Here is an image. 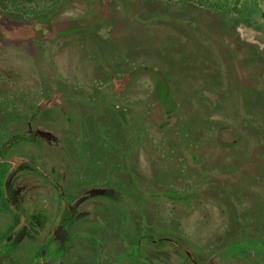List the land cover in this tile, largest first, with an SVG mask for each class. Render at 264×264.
Returning <instances> with one entry per match:
<instances>
[{"label":"rangeland","instance_id":"obj_1","mask_svg":"<svg viewBox=\"0 0 264 264\" xmlns=\"http://www.w3.org/2000/svg\"><path fill=\"white\" fill-rule=\"evenodd\" d=\"M19 64L21 85L43 79L44 92L72 96L50 98L70 114L24 117L19 131L36 133L24 142L29 153L50 148L43 138L69 137L72 174L91 179L79 192L103 188L81 209L119 205L117 234L126 237L114 250L146 232L189 245L200 238L203 259L243 224L264 225V0H0V77L6 69L14 79L0 80V93L11 105ZM64 73L68 90L56 83ZM7 103L0 121L10 133L17 114H6ZM231 250L222 264H257L255 240ZM159 251L167 264L181 257Z\"/></svg>","mask_w":264,"mask_h":264},{"label":"flooded vegetation","instance_id":"obj_2","mask_svg":"<svg viewBox=\"0 0 264 264\" xmlns=\"http://www.w3.org/2000/svg\"><path fill=\"white\" fill-rule=\"evenodd\" d=\"M51 65L56 67L57 64ZM5 70L3 69L0 80L13 81V76ZM23 70L19 64L16 89L10 92L12 105L4 100V92L0 93V98L4 101L0 99V112L5 113L7 103L11 113L6 114H17L15 132L9 133L4 127L5 120L0 121V264H161L156 262L157 258L162 260V264H167L165 256L159 251L164 246H170L180 253L179 260L172 259L175 264H222L224 261L221 262L220 255L226 260L229 257L226 253L232 254L231 249L253 240L259 247L256 263L264 264V225L259 218L255 223L243 224L244 232L238 235V239L224 247L220 246L221 248L213 253L208 252L203 259L199 257V250L194 249L197 248L200 238L191 237L190 246L188 241H181L178 237L156 236L146 232L140 233L137 239L133 235L128 238L127 249L124 251L114 250L116 243L126 237L122 234L120 238L117 234L119 205H103L101 200L100 205H89L91 212H87L85 208L81 209L79 204L82 199L89 197L93 191L96 194L102 193L103 188L91 185L84 188V192H79L82 187L79 185H86L91 179L83 177L80 172L72 174L75 159L71 158L69 137L64 144L62 141L59 144V140L54 137L43 138L50 148H37L35 153H29L26 149L24 142L36 141V133L19 131V122L24 117H35L50 109H53L55 114L68 115L71 109L67 102L62 105L59 99H71L72 96H63V91L59 88L44 92L47 87L45 88L46 82L43 79H40L37 88L31 83L21 85L19 80L23 77ZM57 77L59 79L56 83L64 82L65 90H68L70 76L64 73L57 74ZM55 86L59 87V84ZM36 97L41 99L33 100ZM51 97L59 98V105H52ZM25 98L27 101H24ZM68 120L69 116L66 117V122L70 123ZM13 145L18 146L15 151L11 150ZM98 145L103 148L99 155L104 160L105 144L100 142ZM81 156L84 157L87 167L88 155L81 153ZM78 161L81 163L83 160ZM103 172L95 171V175L99 176ZM134 173L135 165H132L129 174L133 177ZM78 192L80 194L77 195ZM125 211L121 213L122 218L130 212ZM84 218L88 219L87 224H77ZM232 221L234 222L229 218L228 225ZM177 222L179 224L182 221ZM253 231H256L254 238Z\"/></svg>","mask_w":264,"mask_h":264}]
</instances>
